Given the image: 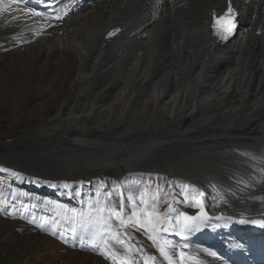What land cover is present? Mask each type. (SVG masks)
<instances>
[{
	"label": "bare ground",
	"instance_id": "obj_1",
	"mask_svg": "<svg viewBox=\"0 0 264 264\" xmlns=\"http://www.w3.org/2000/svg\"><path fill=\"white\" fill-rule=\"evenodd\" d=\"M78 1L0 0V25L10 34L4 44L12 38L21 57L9 72L15 84L8 77L0 88L6 97L22 102L24 91L60 75L69 60L78 69L72 93L40 127L46 139L29 138L23 129L15 143L0 146V163L52 182H92L109 170L144 168L175 182L181 171L204 196L210 219L190 233L180 234L177 224L172 251L199 264H224L211 263L205 248L216 242L210 235L218 242L235 228L264 229V31H258L264 0H235L241 26L228 42L211 26V12L227 0H82L74 7ZM115 27L120 32L106 39ZM185 118L193 121L183 125ZM94 120L117 126L100 134ZM122 128L132 135L118 137ZM221 136L230 143L206 141ZM111 247L133 264L131 252ZM142 252L146 264H162L147 245Z\"/></svg>",
	"mask_w": 264,
	"mask_h": 264
},
{
	"label": "rangeland",
	"instance_id": "obj_2",
	"mask_svg": "<svg viewBox=\"0 0 264 264\" xmlns=\"http://www.w3.org/2000/svg\"><path fill=\"white\" fill-rule=\"evenodd\" d=\"M0 28L1 88L8 80L10 70L15 65L20 66L18 60L21 57L16 51L12 38L4 44V39L10 35L9 28L1 25ZM1 38H4L3 41ZM26 58L28 59V56ZM75 63L69 60L60 75L49 74L46 76L47 79L44 78L41 87L32 91H24L23 101L20 103L12 102L0 90V146L15 143L17 136L21 135L23 129H26L25 134L29 138L40 139L42 137L39 135L40 127L47 124L50 118L52 119V116L60 106L64 105L72 93L73 75L78 71ZM9 81L11 85L15 84L14 79L10 77ZM26 82V80L22 83L16 82V85H25ZM18 88H22V86ZM97 123L94 120L91 127L100 134L106 128L111 130V126H117L110 121H102V126H97ZM235 141L238 140L235 139ZM234 144L236 143H232V145ZM239 146H242V144H239ZM207 149L216 150L212 146L207 147ZM112 157L124 158L125 156L113 155ZM0 169L7 168L0 165ZM207 170L216 174L210 167ZM232 171L235 172L236 170ZM12 173L16 172L13 170L0 171V264H117V255L112 254L109 249L105 250L100 247L93 251L88 247L91 236L85 234L81 225L90 222V217L87 215L89 213L87 207L89 203L93 204L94 207L104 204L106 208H109L119 207L120 205L125 206L129 202L125 206L127 211L124 214L126 216H131V210L134 206L139 208L152 206L155 209V215L162 219L166 218L170 210L181 209H186L189 212L185 215L192 214L196 216L194 213L201 210L199 207L200 200L203 202V207L206 203L204 196L196 192V189L199 190V188L187 186L182 181L185 173L181 171H177V175H175V178L181 177V180L177 181L178 184H174L173 191L169 187L167 181L169 179L166 180L165 176H160L165 178L130 176L116 170H109L107 174H104L106 175L104 185L101 186L95 180L92 187H87L77 180L72 181L68 187H65L61 183L68 184L66 182L51 184V182L44 180L27 179L20 174L13 175ZM207 176L215 179L210 173ZM217 176L220 180H227V177ZM96 178H98V175ZM120 187L129 200L127 202L126 197L124 199V193L121 192V204L117 194ZM175 193L177 199H175ZM142 201H146L147 204L142 203ZM82 213L84 215H81ZM92 215H95L94 211ZM175 215L180 214L176 212ZM175 215L172 214V217L175 218ZM133 220H135L134 217ZM112 223L113 231L117 230V233L124 232L119 225L117 226L118 223L115 220ZM54 224L57 231L55 236L51 234ZM129 225V233L132 236L128 234L130 241H132L133 235H139L145 241V244L140 242L137 237L133 241L142 245L143 251V246L147 245L143 232L137 228L138 226L133 227L131 223ZM124 229L127 233V227ZM177 230L176 227V229L160 238L166 239L170 244L171 254L173 252L171 245L176 242ZM151 235H153V232L148 231L146 233L148 238ZM74 236L75 238H73ZM81 236L84 237L83 240L80 239ZM82 244L84 247L81 246ZM110 245L114 246L115 249H121L120 252H131L127 247L117 244L116 241L110 240ZM133 258V264H141L139 257L133 256ZM173 259H175V255ZM118 264H126L125 259L118 256Z\"/></svg>",
	"mask_w": 264,
	"mask_h": 264
},
{
	"label": "snow or ice",
	"instance_id": "obj_3",
	"mask_svg": "<svg viewBox=\"0 0 264 264\" xmlns=\"http://www.w3.org/2000/svg\"><path fill=\"white\" fill-rule=\"evenodd\" d=\"M2 11L7 12L8 8L2 9ZM32 15L35 16H43L44 13L41 12H32ZM237 13L231 6V0H229L228 6L226 10H224L219 17H216L214 14V23L212 27L217 29V35L222 39H228V36L232 34L235 28V17ZM233 21L230 27H223V23L225 21ZM111 35V34H110ZM0 171L8 172V169H0ZM13 175H18L17 173H12ZM65 187H68L66 184ZM107 195V194H106ZM142 203L147 204L146 201H142ZM89 213L87 214L90 217V222L88 224H82L81 228L84 230L85 234H90L91 239L88 247H90L93 251H96L98 248L103 247L105 250L110 249L111 245L109 241H116L117 243L124 245L125 240L121 237L126 236V233H117L113 231V223L115 220L120 228H126L129 223L133 225V227L139 226L140 228H146L148 231L153 232L149 238L153 241V243H157L156 231H162L163 233H168L170 230H174L177 227V224L180 225V234L184 232H192L196 230V227L199 226L197 222L203 224L207 222L210 217L207 212L203 210V202H200L199 207L201 211L199 215L189 216L185 214H180L175 217V222L171 217L167 219H162L158 215H155V209L152 206H146L145 208H139L137 206L133 207L131 210V216H126L122 211L124 205H120L119 207L113 206L106 208L104 204H99L94 207L93 204H88ZM95 212V215H92V212ZM81 215H84L83 213ZM145 219H141V216ZM133 217L135 220H133ZM220 219V217H217ZM244 222V221H242ZM255 223V221H252ZM167 225L165 227L164 225ZM91 231L89 232V230ZM51 234L53 236L57 235L56 225H53V229ZM75 238V236L73 237ZM83 236L80 237L83 240ZM84 247V245H81ZM160 253L163 255L164 259L168 262V264H199V262L193 256L186 255L185 251L180 249H173L172 254H169L168 250L165 247L157 244ZM187 248V245H185ZM176 256L177 259H173V256ZM149 259H153L149 257Z\"/></svg>",
	"mask_w": 264,
	"mask_h": 264
},
{
	"label": "water",
	"instance_id": "obj_4",
	"mask_svg": "<svg viewBox=\"0 0 264 264\" xmlns=\"http://www.w3.org/2000/svg\"><path fill=\"white\" fill-rule=\"evenodd\" d=\"M193 121V119H187V118H185L183 121H182V123H183V125H188L189 123H191ZM122 125V124H121ZM120 126V125H119ZM59 132H61V131H59ZM115 133L117 134V136L118 137H124V136H130L128 133H124V131H122V130H119V129H117V130H115ZM126 134V135H125ZM216 138L217 137H212V138H210V139H208V140H206V141H208L209 143H214V144H220V143H216Z\"/></svg>",
	"mask_w": 264,
	"mask_h": 264
}]
</instances>
